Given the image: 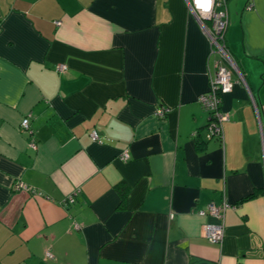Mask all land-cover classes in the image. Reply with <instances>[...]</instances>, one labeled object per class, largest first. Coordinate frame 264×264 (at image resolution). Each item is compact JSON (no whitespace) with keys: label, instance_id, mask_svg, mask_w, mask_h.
<instances>
[{"label":"crops","instance_id":"0c3cea01","mask_svg":"<svg viewBox=\"0 0 264 264\" xmlns=\"http://www.w3.org/2000/svg\"><path fill=\"white\" fill-rule=\"evenodd\" d=\"M224 2L221 140L187 0H0V264H264V0Z\"/></svg>","mask_w":264,"mask_h":264},{"label":"built area","instance_id":"2783aa9c","mask_svg":"<svg viewBox=\"0 0 264 264\" xmlns=\"http://www.w3.org/2000/svg\"><path fill=\"white\" fill-rule=\"evenodd\" d=\"M192 15L200 22L201 26L205 30L210 44L211 51L218 54L219 58L215 62V72L210 80L209 90L199 97V102L204 109L209 113V120L207 123L206 131L207 138L214 136L219 139H223V122L228 120V115L220 111L221 99L220 96L230 91L233 87V79L231 77L232 69L236 70L233 58L228 51L224 35L227 28V17L223 10L224 0H187ZM65 65H58L56 70L59 72L66 71ZM241 81L244 83V79L239 70H237ZM164 108H160L157 114L160 117H164L166 112ZM23 131L27 132L30 137H33V131L30 129L29 118L26 117L20 124ZM93 141L99 140V133L93 130L90 134ZM32 147H35V142L31 139ZM123 159H128L129 154L125 151L122 155ZM17 190H28L34 194H40L28 186L22 181H18L15 184ZM72 200V199H71ZM230 207L227 202H223L220 206L210 204L205 209L198 211L201 216L211 215L216 218L223 219L224 211ZM75 228L79 226L74 225ZM202 234L212 243H220L223 239L224 228L222 224H204L202 226ZM45 258L48 260L53 259V254L50 250L45 252Z\"/></svg>","mask_w":264,"mask_h":264},{"label":"trees","instance_id":"16d2710c","mask_svg":"<svg viewBox=\"0 0 264 264\" xmlns=\"http://www.w3.org/2000/svg\"><path fill=\"white\" fill-rule=\"evenodd\" d=\"M206 127H207V125H206ZM92 140V139H91ZM99 140H100V138H99ZM99 140H97V141H95V142H98Z\"/></svg>","mask_w":264,"mask_h":264},{"label":"rangeland","instance_id":"374dc122","mask_svg":"<svg viewBox=\"0 0 264 264\" xmlns=\"http://www.w3.org/2000/svg\"><path fill=\"white\" fill-rule=\"evenodd\" d=\"M227 47V46H226Z\"/></svg>","mask_w":264,"mask_h":264}]
</instances>
